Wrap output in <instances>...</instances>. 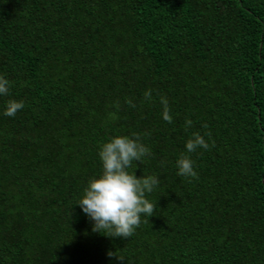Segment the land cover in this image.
I'll return each mask as SVG.
<instances>
[{
    "label": "trees",
    "instance_id": "trees-1",
    "mask_svg": "<svg viewBox=\"0 0 264 264\" xmlns=\"http://www.w3.org/2000/svg\"><path fill=\"white\" fill-rule=\"evenodd\" d=\"M0 75V264H264V0H0ZM134 132L157 204L108 237L76 203ZM193 132L198 179L176 167Z\"/></svg>",
    "mask_w": 264,
    "mask_h": 264
},
{
    "label": "clouds",
    "instance_id": "clouds-1",
    "mask_svg": "<svg viewBox=\"0 0 264 264\" xmlns=\"http://www.w3.org/2000/svg\"><path fill=\"white\" fill-rule=\"evenodd\" d=\"M11 82L0 75V95L8 96ZM144 98L151 101V90L144 93ZM130 107H135L132 99H126ZM162 105V117L171 123V109L166 97H160ZM23 100L8 99L4 115L15 116L18 111L24 108ZM114 106L120 107L119 101ZM193 125L191 119L185 118V128ZM207 129L208 125L202 124ZM150 135L134 132L129 135H114L99 146L98 156L102 162V169L99 174L89 179L78 204L81 210L94 223L92 231L103 233L108 237L129 238L140 226L141 216L154 215L156 202L153 203L146 194H150L159 185L160 177L156 174L137 176L134 170L137 167L135 162L143 163L145 157L151 155V149L142 142L143 137ZM205 136L211 138V132L203 135L193 132L186 140V152H181L176 160L177 175L198 179V173L194 169V161L188 153H194L198 149H209L210 145ZM212 141V146H214ZM163 163V162H162ZM149 221V220H148ZM150 222V221H149ZM113 253H109V256ZM123 259L122 257H118Z\"/></svg>",
    "mask_w": 264,
    "mask_h": 264
}]
</instances>
